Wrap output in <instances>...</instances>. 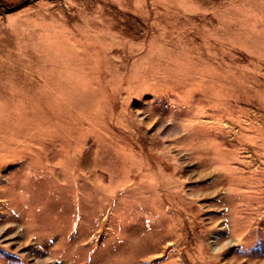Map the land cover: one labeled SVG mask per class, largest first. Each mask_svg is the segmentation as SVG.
Masks as SVG:
<instances>
[{"label":"rangeland","instance_id":"1","mask_svg":"<svg viewBox=\"0 0 264 264\" xmlns=\"http://www.w3.org/2000/svg\"><path fill=\"white\" fill-rule=\"evenodd\" d=\"M24 1L0 264H264V0Z\"/></svg>","mask_w":264,"mask_h":264},{"label":"water","instance_id":"2","mask_svg":"<svg viewBox=\"0 0 264 264\" xmlns=\"http://www.w3.org/2000/svg\"><path fill=\"white\" fill-rule=\"evenodd\" d=\"M29 0H25L23 3H21L19 6H21V5H23V4H25V3H27ZM18 7V6H17ZM16 8V7H15ZM15 8H13V9H15ZM5 9H7V8H5Z\"/></svg>","mask_w":264,"mask_h":264}]
</instances>
